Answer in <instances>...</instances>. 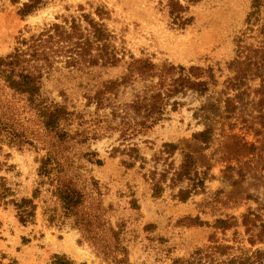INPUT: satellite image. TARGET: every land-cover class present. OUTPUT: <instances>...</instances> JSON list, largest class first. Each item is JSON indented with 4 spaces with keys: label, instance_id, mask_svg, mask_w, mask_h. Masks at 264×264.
<instances>
[{
    "label": "rangeland",
    "instance_id": "rangeland-1",
    "mask_svg": "<svg viewBox=\"0 0 264 264\" xmlns=\"http://www.w3.org/2000/svg\"><path fill=\"white\" fill-rule=\"evenodd\" d=\"M19 6L0 1V55L27 25L83 12L107 28L109 55L78 73L58 57L45 78L78 110L66 121L77 137L59 141L37 118L32 144L0 140L10 198L41 185L28 223L0 201V264H117L102 225L126 245L122 264H264V0H47L26 19ZM53 146L67 148L110 253L82 239L39 177ZM187 154L196 170L182 174Z\"/></svg>",
    "mask_w": 264,
    "mask_h": 264
},
{
    "label": "trees",
    "instance_id": "trees-1",
    "mask_svg": "<svg viewBox=\"0 0 264 264\" xmlns=\"http://www.w3.org/2000/svg\"><path fill=\"white\" fill-rule=\"evenodd\" d=\"M9 1L20 5L18 15L22 19L41 10L47 3V0ZM107 36L104 24L97 21L92 13L86 12L72 19L45 22L42 26L27 25L21 29L16 35L12 49L0 55V140L17 148L32 144L33 123L37 118L59 141L77 137V134L66 131V121L78 110L71 109L67 103L66 88L60 89L63 101L52 97L45 89V78L54 73V64L57 58L62 56L66 58L70 73H78L83 67L94 69L99 63V58L109 55L105 42ZM102 52L105 53L101 54ZM40 151L37 156L38 175L43 178V183L53 185L50 188L51 194L61 206L65 217L72 226L81 230L82 239L95 247L99 253H110V242L105 244V247L99 246L96 238V227L104 223L102 217L96 213L84 214L86 192L80 181L70 173L71 168L67 164L70 154H66L67 148L63 151L61 146L41 147ZM186 159L182 174H190L192 170H196L192 164V156L187 154ZM40 186L35 188L33 197L10 198L4 178L0 177V201L6 205L13 204L18 211L19 220L28 223L36 216V199L40 198ZM199 188L197 186L195 189ZM48 220L53 221L52 216H49ZM99 229L108 239L109 233H112V236L116 234L115 247L119 253L123 251L120 253L123 257L114 254V261L117 264L126 263L128 250L117 231L113 228L106 230L103 225ZM52 264L76 263L57 254ZM172 264L181 263L175 260Z\"/></svg>",
    "mask_w": 264,
    "mask_h": 264
}]
</instances>
